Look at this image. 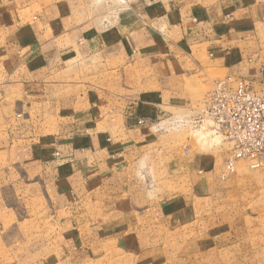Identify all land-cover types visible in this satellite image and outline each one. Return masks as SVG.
Returning <instances> with one entry per match:
<instances>
[{"label":"crops","instance_id":"crops-1","mask_svg":"<svg viewBox=\"0 0 264 264\" xmlns=\"http://www.w3.org/2000/svg\"><path fill=\"white\" fill-rule=\"evenodd\" d=\"M263 14L264 0H132L116 17L88 0H0V195L41 189L66 211L134 193L142 149L184 94L172 85L203 65L238 71Z\"/></svg>","mask_w":264,"mask_h":264},{"label":"rangeland","instance_id":"rangeland-1","mask_svg":"<svg viewBox=\"0 0 264 264\" xmlns=\"http://www.w3.org/2000/svg\"><path fill=\"white\" fill-rule=\"evenodd\" d=\"M130 1L88 0V10L111 17ZM255 27L252 40L239 45L238 71L203 65L194 82L172 85L184 94L154 128L155 145L142 149L134 193H92L64 211L41 189L8 186L0 195L1 263L264 264V113L262 142L249 138L243 158L208 124H178L199 112L225 76L252 79L264 95V16ZM70 70L78 90L91 72L82 63ZM79 220L91 224L79 227Z\"/></svg>","mask_w":264,"mask_h":264},{"label":"built area","instance_id":"built-area-1","mask_svg":"<svg viewBox=\"0 0 264 264\" xmlns=\"http://www.w3.org/2000/svg\"><path fill=\"white\" fill-rule=\"evenodd\" d=\"M262 113L264 95L255 82L252 79L228 75L214 82L213 89L202 101L201 109L189 122L179 120L178 124H191L194 128L208 124L214 135L234 143L238 148L233 151L236 158H243L249 151L246 147L249 145V138L253 137L262 142L257 135V129L261 125L259 115ZM230 160L227 162V169L231 167Z\"/></svg>","mask_w":264,"mask_h":264}]
</instances>
